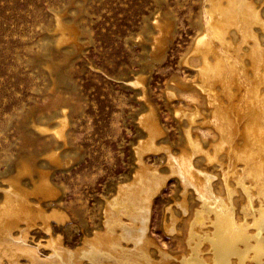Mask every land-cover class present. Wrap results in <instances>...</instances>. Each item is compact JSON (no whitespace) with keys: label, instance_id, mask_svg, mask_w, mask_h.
Here are the masks:
<instances>
[{"label":"rangeland","instance_id":"rangeland-1","mask_svg":"<svg viewBox=\"0 0 264 264\" xmlns=\"http://www.w3.org/2000/svg\"><path fill=\"white\" fill-rule=\"evenodd\" d=\"M203 4L0 0V201L6 180L26 159L32 171L20 177V186L31 190L41 172H47L57 195L32 201L41 202L47 212L56 208L66 215L62 223L50 221L51 233L37 221L29 229L26 241L37 247L41 259L51 255L45 246L49 238L60 236L65 248L78 249L103 226L107 201L137 169L135 149L146 136L139 120L148 109L164 131L157 142L178 152L184 124L176 111L192 103L179 95L170 98L167 90L181 79L196 86L195 72L184 57L202 30ZM160 17L169 24L162 37L153 28ZM57 25L65 29L62 44L57 42ZM155 37L162 42L156 44ZM139 76L144 92L132 85ZM63 112L68 124L61 126V139L37 128L59 127ZM50 151L59 161L56 154L53 162L47 158ZM143 160L161 172L167 169L164 152H148ZM197 165L202 168L204 163ZM181 193L179 178L171 176L153 198L148 220L147 234L170 259L184 250L186 222L178 224L177 234L165 229L171 218L167 210L176 208ZM188 202L192 212L197 200L191 191ZM151 254L159 255L156 250Z\"/></svg>","mask_w":264,"mask_h":264},{"label":"bare ground","instance_id":"bare-ground-1","mask_svg":"<svg viewBox=\"0 0 264 264\" xmlns=\"http://www.w3.org/2000/svg\"><path fill=\"white\" fill-rule=\"evenodd\" d=\"M263 9L264 0H204L202 30L184 57L195 72L196 86L181 79L167 90L170 98L179 95L192 103L176 111L184 124L182 144L178 152L159 144L164 131L153 109L142 115L139 124L146 136L135 149V174L107 201L103 226L85 238L82 247L70 250L60 236L49 238L45 246L51 255L41 259L37 247L27 243L36 221L51 233L50 221L62 223L66 215L56 208L47 212L41 202L32 201L53 198L58 188L47 172H41L31 190L21 187L20 177L32 171V165L21 159L16 174L1 189L0 264H21V258L25 264H264ZM168 27L163 18L155 19L153 28L161 37ZM56 28L62 44L65 29ZM154 40L162 42L159 37ZM132 85L143 90L144 78L137 77ZM67 121L63 112L59 127L37 128L61 139V126ZM148 152H164L165 172L144 162ZM55 154L50 151L46 156L51 161ZM171 176L179 178L182 193L176 208L167 210L171 218L165 229L177 234L178 224L186 222L184 250L170 254L172 259L147 234L152 200ZM189 191L197 200L192 212Z\"/></svg>","mask_w":264,"mask_h":264}]
</instances>
